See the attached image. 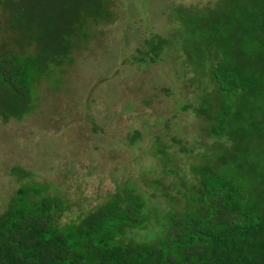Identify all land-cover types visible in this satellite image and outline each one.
Segmentation results:
<instances>
[{
	"label": "trees",
	"instance_id": "trees-1",
	"mask_svg": "<svg viewBox=\"0 0 264 264\" xmlns=\"http://www.w3.org/2000/svg\"><path fill=\"white\" fill-rule=\"evenodd\" d=\"M17 1L6 0L4 8L22 17L10 27L27 34L32 52L0 54L3 122L32 112L33 84L51 80L54 69L68 60L74 27L109 16L103 7L107 0H30L37 12ZM172 4L169 12L185 59L178 62L181 78L190 72L187 82L195 86L207 76L216 97L205 93L196 104L182 107L211 121L200 123L217 141L211 144V159L197 153L188 175L166 170L162 162L165 175L193 181L184 195L186 206L148 216L135 187L126 184L122 194L114 193L97 209L59 224L56 215L65 209L64 201L26 182L0 213V264H264V0H220L206 11ZM145 44L153 63L168 42L150 37ZM186 63L188 72L182 67ZM141 135L134 130L128 141ZM221 138L228 148L218 144ZM170 141L189 153L175 137ZM155 153L166 155L162 149ZM10 174L29 177L17 167ZM148 218H157V226ZM133 229L143 232L144 240L129 241L126 233Z\"/></svg>",
	"mask_w": 264,
	"mask_h": 264
},
{
	"label": "rangeland",
	"instance_id": "rangeland-1",
	"mask_svg": "<svg viewBox=\"0 0 264 264\" xmlns=\"http://www.w3.org/2000/svg\"><path fill=\"white\" fill-rule=\"evenodd\" d=\"M5 1L0 0V54L27 55L32 52V46L26 45L27 34L10 27L22 17L5 10ZM218 1L107 0L103 7L108 17L76 25L68 60L54 69L51 80L33 84L32 112L6 122L0 116V213L26 182L40 186L42 195L64 201L65 209L56 215L59 224L97 209L114 193L122 194L126 184L135 187L148 216L182 210L193 181L165 175L163 163L166 170L188 175L197 153L211 159V144L217 141L207 135L208 125L200 124L205 116L182 107L196 104V98L205 93L211 100L216 97L212 96L215 85L207 76L189 85L192 74L187 63L182 67L188 73L181 78L178 62L185 59L177 44L170 4L206 11ZM17 3L32 7V12L39 8L30 0ZM161 3L168 4V12L162 11ZM150 37L168 42L153 63L146 58L145 40ZM134 130L142 135L130 143ZM171 137L189 153L181 152ZM218 140L228 148L226 140ZM160 149L165 156L155 153ZM209 163L215 167L217 162ZM14 167L29 177L18 180L10 174ZM148 219L157 226V218ZM126 234L129 241L144 240L137 229Z\"/></svg>",
	"mask_w": 264,
	"mask_h": 264
}]
</instances>
